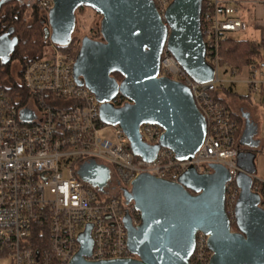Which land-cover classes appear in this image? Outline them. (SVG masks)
Instances as JSON below:
<instances>
[{"label":"built area","instance_id":"obj_1","mask_svg":"<svg viewBox=\"0 0 264 264\" xmlns=\"http://www.w3.org/2000/svg\"><path fill=\"white\" fill-rule=\"evenodd\" d=\"M152 1L166 24L165 12L173 0ZM34 2L48 18L53 1ZM245 26L233 4L202 0L205 60L215 71L208 83L194 81L166 47L162 50L157 76L186 85L206 123L203 143L186 160L162 146L151 160L134 154L121 126L104 122L101 103L77 82L72 51L61 49L48 31L45 55L29 61L20 71V84L27 92L25 102L19 105L20 98L10 99L0 80V259L9 257V264H70L80 247L78 237L87 226L91 248L84 256L86 261L136 258L128 247L127 226H139L141 213L127 193L142 173L179 183L189 168L204 175L213 172L212 165L224 166L229 176L224 208L233 230L240 193L236 183L238 126L228 108L208 90L221 82L220 70L235 74L220 65L219 45ZM246 83L249 90L264 95V63L249 66ZM107 103L120 108L128 99L117 93ZM23 109L30 110V120L20 117ZM163 133L155 124L138 128L141 140L151 147L159 144ZM91 164L109 171L105 186L78 175L81 165ZM252 190L257 192L254 185ZM258 207L264 211V195H259ZM208 238L204 232H196L190 264H209Z\"/></svg>","mask_w":264,"mask_h":264},{"label":"water","instance_id":"obj_2","mask_svg":"<svg viewBox=\"0 0 264 264\" xmlns=\"http://www.w3.org/2000/svg\"><path fill=\"white\" fill-rule=\"evenodd\" d=\"M4 1L0 0V7ZM52 1L48 17L56 24V36L59 24L74 25L75 12L80 7H88L101 16L100 39L83 37L73 65L77 82L101 103V119L120 125L133 153L145 160H151L160 146L171 149L178 159H191L203 143L205 120L186 85L157 75L166 47L194 81H213L215 71L205 60L200 28L202 0H173L165 12L166 24L152 0ZM17 43V38L8 32L0 34L2 63L9 62ZM112 73L120 74L121 81L111 77ZM117 93L126 97L128 103L113 108L107 101ZM20 117L27 121L32 114L23 109ZM144 123L163 128L158 145L147 146L141 140L138 128ZM252 136L247 119L241 145L254 143ZM243 156L251 154L239 149L238 167ZM85 168L86 165L80 166L81 179L100 187L107 184L106 168L96 166L94 172H83ZM212 168V173L204 175L189 168L179 183L142 173L127 194L141 213L139 226H127L128 247L136 258L86 261L84 256L91 248L87 226L78 237L80 247L70 264H190L197 231L209 236V264H264V211L258 207L259 195L251 196L250 186L240 184L235 207L239 231L231 230L224 208L228 172L219 164Z\"/></svg>","mask_w":264,"mask_h":264},{"label":"trees","instance_id":"obj_3","mask_svg":"<svg viewBox=\"0 0 264 264\" xmlns=\"http://www.w3.org/2000/svg\"><path fill=\"white\" fill-rule=\"evenodd\" d=\"M30 9V21H27L25 12ZM86 9V7H80L76 11ZM95 12V11H94ZM99 15L97 12H95ZM76 14V13H75ZM100 16V15H99ZM48 20L43 15L40 8L33 3L27 6L19 0H5L0 7V34L8 32L11 36H15L18 40L17 45L14 48L13 53L10 56V60L7 63L0 61V80H4L9 73V65L12 60L17 59L21 67L23 68L29 61L37 58H41L45 55L48 45ZM96 36H100L99 30L96 31ZM61 49L72 51L74 58H76L79 46L74 49L72 46L59 45ZM220 65L234 70L238 73L242 68H249L254 64L264 63V40H252V39H237L231 37L229 40H224L219 45ZM21 68V69H22ZM21 71V70H20ZM20 72L17 78H8V84H3L6 94L10 99L18 100V104L21 105L27 99V92L20 84ZM121 76L118 77L120 82ZM208 93L212 98L225 105V98L236 94L232 91L231 86L224 87L222 85H215L208 90ZM241 97V96H237ZM126 98V97H125ZM127 99V98H126ZM237 123L238 130H240V121L233 116ZM256 188V194L264 195V183H253ZM233 231H239L238 227L233 224Z\"/></svg>","mask_w":264,"mask_h":264},{"label":"crops","instance_id":"obj_4","mask_svg":"<svg viewBox=\"0 0 264 264\" xmlns=\"http://www.w3.org/2000/svg\"><path fill=\"white\" fill-rule=\"evenodd\" d=\"M221 1L231 3L237 8V16L242 18L246 25L245 29L240 31L246 33V39L264 40V0ZM247 71L249 74V68ZM249 92L252 91L249 90ZM233 99V97L226 98L225 106L233 116L240 120L236 144L239 149L251 154L250 157L243 156L240 159L241 166L239 168L241 172L236 178L237 186L239 187L243 183L249 185L251 196H254L256 193L252 190L253 183H264V95L258 94L257 98H252L250 95L241 96L239 103ZM247 119L253 130L252 140L254 143L241 145L240 140Z\"/></svg>","mask_w":264,"mask_h":264},{"label":"rangeland","instance_id":"obj_5","mask_svg":"<svg viewBox=\"0 0 264 264\" xmlns=\"http://www.w3.org/2000/svg\"><path fill=\"white\" fill-rule=\"evenodd\" d=\"M34 0H19V2L26 4L27 6H30L33 3ZM30 9L28 8L25 12V17L27 21H30ZM75 23H74V35L77 38H83L85 36L89 38H95L96 40L100 39V36H96V31L99 30V23L101 16L97 15L92 9L86 7V9L80 10L79 12H75ZM56 24L52 17L48 20V31H50L51 39L57 43L58 45H63L65 43V40L59 39L58 36H56L55 32H53V29L55 28ZM246 33L240 32V33H234L232 37L237 39L246 38ZM21 64L17 59L12 60L11 64L9 65V73L6 75L4 80H2V83L7 85L8 84V78H17L18 73L21 70ZM219 79H221V82L215 83V85H222L224 87L231 86L233 89V92L236 94V96L231 95L229 97H233L235 102H240L239 97L237 96H245L250 95L252 98H257L258 94L255 92H249L248 85L246 83V80L249 77L247 68H242L238 73L235 74H229L226 72H223V70L219 71ZM226 100V98H225ZM233 103V102H232ZM233 106V104H232ZM235 108V107H234ZM237 118V117H236ZM239 119V118H238ZM240 121V120H239ZM240 125V124H239ZM146 145V144H145ZM127 194H130L129 192ZM9 257H4L3 259H0V264H9Z\"/></svg>","mask_w":264,"mask_h":264},{"label":"flooded vegetation","instance_id":"obj_6","mask_svg":"<svg viewBox=\"0 0 264 264\" xmlns=\"http://www.w3.org/2000/svg\"><path fill=\"white\" fill-rule=\"evenodd\" d=\"M59 27H61V28H59V31H57V35H58V37H60V39L65 40V43L63 44V46L70 45L74 49H76V46H79V48H80L82 38L75 37V35H74V25L73 24L72 25L69 24L68 26H65V25L61 26L59 24ZM91 39L96 40L95 38H91ZM119 76H120V74H118V73H112L111 74V77H113L116 80L118 79ZM79 170H78V175H79ZM95 170H96V165L95 164H91L90 166H88L85 169H83V172L84 171L94 172Z\"/></svg>","mask_w":264,"mask_h":264}]
</instances>
